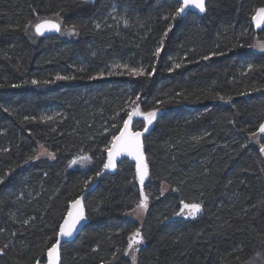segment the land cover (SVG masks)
<instances>
[{"label": "trees", "instance_id": "16d2710c", "mask_svg": "<svg viewBox=\"0 0 264 264\" xmlns=\"http://www.w3.org/2000/svg\"><path fill=\"white\" fill-rule=\"evenodd\" d=\"M178 6L0 0V264H44L82 195L87 219L60 264H133L137 229V264H264V52L254 48L264 27L250 22L264 0H208L203 16L173 19ZM51 18L74 32L34 37L32 25ZM125 64L155 71L133 77ZM137 95L142 112L159 110L143 137L141 222L125 218L141 198L136 163L96 175ZM144 124L134 116L131 128ZM40 149L54 157L40 159ZM181 201L201 204L200 217L170 221Z\"/></svg>", "mask_w": 264, "mask_h": 264}, {"label": "snow or ice", "instance_id": "6c2138e0", "mask_svg": "<svg viewBox=\"0 0 264 264\" xmlns=\"http://www.w3.org/2000/svg\"><path fill=\"white\" fill-rule=\"evenodd\" d=\"M178 7L175 9V12L172 14L173 19L178 16L184 14L189 8L198 9L199 12L203 13L206 11V0H177ZM251 21L256 24L257 27H260L261 24H264V6L256 8L254 10V14L251 16ZM125 26H127L128 21H124ZM99 27V25H97ZM34 31L36 35H43L47 31H56L61 32V25L53 22L51 20H44L41 22H37L34 25ZM69 34L74 32V28L68 30ZM63 35L64 33L61 32ZM167 35V33H165ZM163 47V41H161V47L156 49L155 55L159 56L161 49ZM259 48L262 52H264V42L258 41L257 44L254 46ZM209 57L205 56L204 59H208ZM180 64H175V68H179ZM117 68L121 67L120 65L116 66ZM123 68L127 69L129 75L133 77H141V76H151L155 71L153 67V72H146L144 67H132L129 68L127 64L122 66ZM252 66L249 65V68ZM172 69H169L171 71ZM109 75L114 74L113 72H109ZM102 75V73H101ZM73 77L68 76H60L57 75V80L62 79H72ZM33 84H37L38 81L33 80ZM44 83H48V81H44ZM140 99L139 95H137L135 101H130L131 104L135 105L127 113V119L123 121V127L119 129V134L112 135V139L110 142V146L106 147L105 151L108 152V161L104 164L105 169L115 168V157L120 155L121 152H127L128 155L134 156L136 159V172L137 177L141 185L144 184L145 178L148 176V165L145 163L144 153L141 151L142 144H141V136L143 133L136 131L132 132L129 129L130 122L132 121L134 116H142L145 124H144V132L149 131V125L153 123L154 120L157 119L159 115V110L149 111V112H142L140 110V105L136 102ZM221 100L225 98L223 96L220 97ZM5 111H9L5 109ZM27 120L28 117H25ZM47 119H51L48 117ZM115 128L116 126L113 125ZM259 133L264 134V123H261L258 129ZM207 135V133H205ZM199 139V138H197ZM46 151V150H45ZM261 151L264 152V145L261 146ZM43 154V153H40ZM50 157H54L53 153H47ZM39 155V154H38ZM38 155L30 157V159H37ZM88 157H82L80 160H73L71 161L70 167L77 163H83L84 161L88 160ZM27 162V161H25ZM97 176L100 175L98 172ZM90 182V181H89ZM163 194V193H162ZM140 200L139 203L136 205V208L132 211L135 212L137 215L141 214L143 210L147 209L148 207V196L144 193L143 188H141L140 192ZM181 208L180 211L176 213V215L184 214L186 216L195 217L199 212H201V204L199 203H185L181 201ZM87 219L84 211V207L81 203V199H76L71 202V207L68 211L67 216L63 219V222L59 225V233L56 240V243L52 245L51 248L48 249V264H58L60 256H59V249L58 246L61 244L62 238L71 237L73 233L77 230V226ZM27 223V221H25ZM144 241V237L139 229L134 231L129 235V242H128V250L131 251L132 255V262L133 264H137L136 260V249L134 246L142 244ZM126 254H128L126 252ZM39 264V261H37Z\"/></svg>", "mask_w": 264, "mask_h": 264}, {"label": "water", "instance_id": "95a60500", "mask_svg": "<svg viewBox=\"0 0 264 264\" xmlns=\"http://www.w3.org/2000/svg\"><path fill=\"white\" fill-rule=\"evenodd\" d=\"M207 1H208V0H206V4H207ZM188 13H193V14H196V15H198V16H203V15L206 13V11L203 12V13H201V12H199L198 9L189 8L184 14H182L181 16H179V18H183V17L186 16ZM51 21H52V20H51ZM53 22H55V21H53ZM250 22H251V26L253 27V30H254L255 32H260V31L263 29V27H264V24H261L260 27H257L255 23H253L252 21H250ZM56 23H57V22H56ZM34 32H35V31H34ZM58 33H59V32H56V31H47V32H45L43 35H38V36H40V37L57 36ZM263 123H264V122H263ZM129 129H130V131L133 132V130H132V128H131V122H130V125H129ZM257 133H258L259 136L264 137V134L259 133V131H258ZM118 134H119V133H118ZM144 135H145V132H143V135L141 136V144H142L141 151H142V152H143V137H144ZM123 160L134 161V162L136 163V159L134 158V156H130V155H128L127 152H121L120 155H118V156L115 157V164H116L115 168L105 169V168L103 167L102 172H101L100 175H98V177H97V180L101 179V178H102L103 176H105V175L115 173L116 170H117L118 165H119ZM107 161H108V152H106V155H105V163H106ZM79 199H81V203H82V205H83L84 195H82ZM70 207H71V206H70ZM69 209H70V208H69ZM201 209H202V207H201ZM68 211H69V210H68ZM179 211H180V210H179ZM201 213H202V210H201V212H199L195 217H189L188 220H195V219L199 218L200 215H201ZM181 215H182V214H181ZM179 216H180V215H175V216H173V218L170 219V221H173V219H177ZM83 223H84V221H82V222L77 226V230L73 233V235H72L71 237H65V238H62V240H61V244L58 246V249H59V256H60V251H61V247H62V245L65 244V243L71 242V241H73V240L75 239V237H76V236L79 234V232L81 231L82 226H83ZM58 233H59V230H58ZM57 237H58V235H57ZM35 264H37V262H36ZM39 264H42V263L39 262ZM44 264H48V255H47V254H46V257H45V263H44ZM58 264H60V259H59Z\"/></svg>", "mask_w": 264, "mask_h": 264}, {"label": "rangeland", "instance_id": "374dc122", "mask_svg": "<svg viewBox=\"0 0 264 264\" xmlns=\"http://www.w3.org/2000/svg\"><path fill=\"white\" fill-rule=\"evenodd\" d=\"M64 34V36L66 35V33L65 32H63ZM62 35V36H63ZM69 35V34H68ZM255 49H257V50H260L259 48H257V47H254ZM252 141L253 142H256L257 141V138L256 137H254L253 139H252ZM40 153H43V154H40ZM48 153V152H47ZM44 150H42V149H40L39 150V158L40 159H45V158H48V159H52V157H50L48 154H47ZM139 187H140V190H141V188H142V185L140 184V182H139ZM165 189V188H164ZM148 206H149V201H148ZM147 209H148V207H147ZM147 209H145V210H143V212L141 213V214H139V215H137L135 212H130V213H127L126 215H125V218L126 219H128V220H131V221H134V222H141L142 220H143V218H144V216H145V214H146V212H147ZM135 247V246H134ZM136 248V247H135ZM128 255L132 258V255H131V253H130V250H129V252H128ZM253 264H258V262H256V263H253Z\"/></svg>", "mask_w": 264, "mask_h": 264}, {"label": "flooded vegetation", "instance_id": "af4514ba", "mask_svg": "<svg viewBox=\"0 0 264 264\" xmlns=\"http://www.w3.org/2000/svg\"><path fill=\"white\" fill-rule=\"evenodd\" d=\"M91 1V0H90ZM44 20H52V21H55V22H57L58 24H60L61 25V32H64V28H63V26H62V22L60 21V20H58V19H55V18H51V19H41V20H39V21H37V22H41V21H44ZM36 22V23H37ZM34 25H35V23L32 25V27H31V33H32V35L34 36V37H36L37 39H39V40H44V39H47V38H60L61 36H62V34H61V32H59L58 33V35L57 36H49V37H40V36H38V35H36V33L34 32ZM69 34V32L67 33V35L66 36H71L70 34Z\"/></svg>", "mask_w": 264, "mask_h": 264}]
</instances>
